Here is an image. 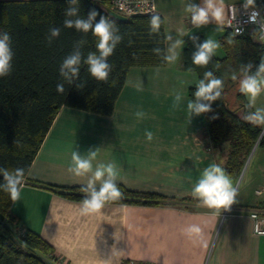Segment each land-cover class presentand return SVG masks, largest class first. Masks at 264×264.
<instances>
[{"label":"crops","instance_id":"obj_1","mask_svg":"<svg viewBox=\"0 0 264 264\" xmlns=\"http://www.w3.org/2000/svg\"><path fill=\"white\" fill-rule=\"evenodd\" d=\"M238 1L222 0V22L197 28L185 10L189 0H155L164 17L166 53L176 40L184 42L175 49L176 62L131 67L111 114L60 108L25 176L20 200L12 203L21 229L50 242L57 264H121L128 259L146 264H264V235L254 233L248 212L263 206L264 186L257 188L260 193L255 190L254 201L227 210L208 208L192 195L205 168L216 164L223 169L227 145L216 146L204 113L191 115L187 108L192 101L188 89L198 75L182 66L185 37L201 32L219 41L228 4ZM176 94L182 102L174 108ZM137 111L145 113L143 118ZM146 131L153 133L152 141ZM90 149H98L94 167L116 163L117 184L166 199L158 204L108 202L99 213L82 215V200L36 183L84 186L88 177H77L68 167L73 150L83 155ZM230 179L234 186L236 178ZM192 224L201 233L189 238L184 230Z\"/></svg>","mask_w":264,"mask_h":264},{"label":"trees","instance_id":"obj_2","mask_svg":"<svg viewBox=\"0 0 264 264\" xmlns=\"http://www.w3.org/2000/svg\"><path fill=\"white\" fill-rule=\"evenodd\" d=\"M256 3L264 7V0H256ZM69 6L70 0H0V32L11 35L14 52L11 73L0 77V168H23L26 176L62 106L111 114L131 67L164 66L167 63L153 51L159 47L166 54L165 22L160 13L134 14L121 21L109 15L107 2L79 0V14L83 18H87L90 10H96L115 23L122 40L108 58L112 71L107 82L92 78L88 66L82 64L79 79L68 85L60 76L59 68L73 51L75 41H87L82 49L85 57L89 52L97 51L98 43V38L91 32L85 34L63 27ZM153 16H159L162 24L158 33L150 34ZM99 18L98 15L97 22ZM52 27H59L61 32L49 43ZM193 36L199 38L197 43L206 40L201 32L185 37L182 66L198 75V82L189 87L188 95L195 100L196 87L207 71L223 81L220 98L212 103V111L204 115L213 143L227 145L223 169L226 175L235 179L241 174L256 142L264 145V133L261 135L264 126L253 125L244 119L254 109L246 108L247 97L239 88L234 89L243 77V65L251 62L254 71L264 60V43L256 40L255 31L234 34L224 27L219 37L223 55H214L207 66L201 67L192 63V54L196 51ZM233 73L237 76L235 81L231 79ZM82 82L83 88L78 89L76 85ZM59 83H64V93L57 91ZM231 90L235 91L228 98ZM2 180L0 176V183ZM36 183L70 199L83 200L85 195L81 191L83 186L79 185ZM118 186L123 196L110 202L158 204L166 199L159 193ZM12 203L8 193L0 190V264H57L58 257L50 242L36 231L21 229L18 217L12 212Z\"/></svg>","mask_w":264,"mask_h":264},{"label":"clouds","instance_id":"obj_3","mask_svg":"<svg viewBox=\"0 0 264 264\" xmlns=\"http://www.w3.org/2000/svg\"><path fill=\"white\" fill-rule=\"evenodd\" d=\"M243 8L248 14L249 23H259L264 28V15H262L264 7L258 6L256 0H244ZM185 10L191 14L192 24L197 28L208 25L212 21L222 22L224 15L222 0H203L200 5L189 0ZM79 13V0H70V6L65 11L66 18L63 22V27L74 28L77 32L85 34L91 32L93 36L98 38L97 51L89 52L85 57L82 49L87 41L85 39L75 41L73 51L64 58L60 65L59 74L64 82L72 85L79 79L81 65L84 64L88 66V72L92 78L97 81L107 82L112 71L108 58L113 55L114 50L122 40V36L119 34V29L115 23L104 15H100L96 10H90L87 18H83ZM98 15L100 18L97 22L96 18ZM161 24L162 20L159 16L151 17L150 34L158 33ZM60 32L61 29L59 27L50 28L48 42L51 43L53 39L58 38ZM239 32L240 29L237 28V33L239 34ZM167 39L171 41L172 36L169 35ZM198 39V37H192L193 44L196 47V51L192 54V63L205 67L210 63L220 45L212 39L197 43ZM183 43L181 40H176L166 54L159 47L154 48L153 51L165 62L174 63L178 59L175 49ZM13 57L11 35L7 32H0V77L8 76L11 73ZM253 68L254 65L249 62L243 65L241 69L243 78L239 81V91L247 97L246 108L254 109L244 119L253 125L264 126V108L255 107L257 98L264 91V60H261L254 71ZM231 79L237 80L235 73H233ZM76 86L78 89L83 88L84 83H79ZM223 87L224 84L221 79L214 77L211 71L205 72L204 78L199 81L196 87L195 100L189 101L187 104L191 115L198 116L211 112L212 103L220 98ZM57 91L64 93V83L57 84ZM181 102V95L176 94L173 107H178ZM136 115L143 118L145 113L137 111ZM145 136L148 141H152L153 133L151 131H146ZM97 154L98 149H90L87 154L83 155L75 150L71 153V163L68 167V172L77 177H88L87 183L81 188V191L85 193L80 206L82 215L97 214L108 202L119 200L123 196L117 184L119 169L116 163H98L94 167L93 161L96 160ZM0 176L3 177V182L0 183V190L8 193L12 202L19 201L25 180V169L8 170L0 168ZM192 195L208 208H223L227 210L235 203L237 191L225 171L219 165L213 164L203 170L192 189ZM184 231L189 238H193L200 235L201 227L192 224Z\"/></svg>","mask_w":264,"mask_h":264},{"label":"built area","instance_id":"obj_4","mask_svg":"<svg viewBox=\"0 0 264 264\" xmlns=\"http://www.w3.org/2000/svg\"><path fill=\"white\" fill-rule=\"evenodd\" d=\"M94 1L107 2L111 9L127 17L134 14H153L157 12L155 0H94ZM243 2L244 0H241L238 2H231L228 4L227 17L223 23L224 27L232 31L234 34H238L237 28L240 29L239 34H242L244 32L255 31L256 40L264 43V28H262L259 23L252 24L248 22V14L243 8ZM263 133H264V127L261 135ZM256 145H258V142ZM256 192L260 193L261 189H257ZM248 212L250 218L252 219L254 233L256 235H264V204L262 207L249 208ZM124 264H143V263H138L133 259H128L127 262Z\"/></svg>","mask_w":264,"mask_h":264},{"label":"rangeland","instance_id":"obj_5","mask_svg":"<svg viewBox=\"0 0 264 264\" xmlns=\"http://www.w3.org/2000/svg\"><path fill=\"white\" fill-rule=\"evenodd\" d=\"M191 2L197 4V0H191ZM208 39H212L219 43L217 39H214L212 37H208ZM219 49L220 47L215 52V56L217 57H220L221 56L220 54L222 53V50L221 52H218ZM242 78L243 77H241L240 79ZM238 88H239V82L234 89H238ZM234 91L235 90L233 91L231 90L229 92L230 94L229 93L227 94V97L229 98L230 96H232V93H234ZM256 106H258V108H264V91H262L261 95L257 98ZM263 177H264V145L255 144L245 161L241 174L235 180L234 186L237 191V196L235 197V203H233V206L241 202H243L241 204H244L254 201L256 198L255 190L259 187L264 186Z\"/></svg>","mask_w":264,"mask_h":264},{"label":"water","instance_id":"obj_6","mask_svg":"<svg viewBox=\"0 0 264 264\" xmlns=\"http://www.w3.org/2000/svg\"><path fill=\"white\" fill-rule=\"evenodd\" d=\"M108 13L113 18H116V19L121 20V21H126L128 19L127 16H125V15H123V14H121V13H119V12H117V11L111 9V8H108Z\"/></svg>","mask_w":264,"mask_h":264}]
</instances>
